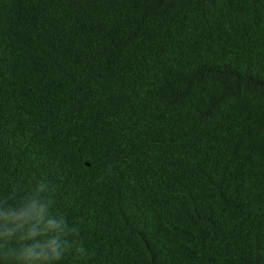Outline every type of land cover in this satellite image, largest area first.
<instances>
[{"label":"trees","instance_id":"1","mask_svg":"<svg viewBox=\"0 0 264 264\" xmlns=\"http://www.w3.org/2000/svg\"><path fill=\"white\" fill-rule=\"evenodd\" d=\"M41 181L57 264H264V0H0V197Z\"/></svg>","mask_w":264,"mask_h":264},{"label":"clouds","instance_id":"2","mask_svg":"<svg viewBox=\"0 0 264 264\" xmlns=\"http://www.w3.org/2000/svg\"><path fill=\"white\" fill-rule=\"evenodd\" d=\"M46 190L47 185L38 182L19 206L10 203L12 196L0 197V239L5 240L0 248L5 259L23 264H57L76 244L68 237L78 235V229L69 227L64 216L49 213L52 200L41 195ZM13 237L21 243L20 248L6 247ZM75 252L86 254L82 245L76 246Z\"/></svg>","mask_w":264,"mask_h":264}]
</instances>
